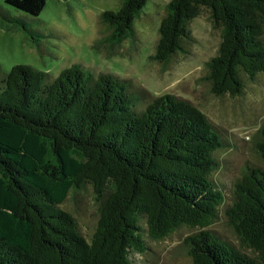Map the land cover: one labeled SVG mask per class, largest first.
I'll list each match as a JSON object with an SVG mask.
<instances>
[{
    "label": "trees",
    "instance_id": "obj_1",
    "mask_svg": "<svg viewBox=\"0 0 264 264\" xmlns=\"http://www.w3.org/2000/svg\"><path fill=\"white\" fill-rule=\"evenodd\" d=\"M149 1L102 12L103 41L134 38ZM4 4L36 18L46 0ZM201 9L221 30L203 79L216 97L239 96L264 73V0H169L150 59L167 66L188 55ZM84 68L54 78L0 68V264H134L148 250L145 233L161 241L181 228L194 231L184 239L192 264H264V124L252 141L260 166L244 167L225 209L236 246L210 229L226 200L216 154L230 137L185 98ZM87 187L97 208L89 238L63 207Z\"/></svg>",
    "mask_w": 264,
    "mask_h": 264
},
{
    "label": "rangeland",
    "instance_id": "obj_2",
    "mask_svg": "<svg viewBox=\"0 0 264 264\" xmlns=\"http://www.w3.org/2000/svg\"><path fill=\"white\" fill-rule=\"evenodd\" d=\"M169 0H150L134 22L135 37L117 46L104 42L107 32L100 25V14L113 9L119 0H46L38 17H32L4 4L0 13V68L8 73L14 65L39 70L54 78L66 68L78 64L85 71L110 73L128 78L155 96L175 94L192 102L227 138L232 147L216 155L220 167L214 180L226 197L217 221L210 227L223 238L239 246L230 228L225 209L232 203L233 184L246 166H260L252 141L264 124V73L247 82L236 97L214 96L203 79L206 63L216 55L221 40L220 28L201 9L191 21L193 42L188 55L176 56L167 66L150 59L158 39V27ZM1 7L4 10H1ZM24 24L27 32L20 26ZM63 207L78 222L89 238L96 226L97 208L92 190L87 187L68 196ZM146 229V228H145ZM193 230L181 228L161 241L144 234L148 250L134 254V264H192L184 239ZM251 254V250H247Z\"/></svg>",
    "mask_w": 264,
    "mask_h": 264
}]
</instances>
